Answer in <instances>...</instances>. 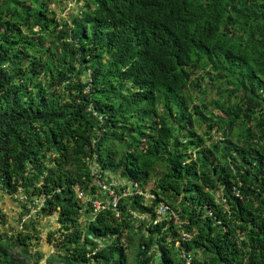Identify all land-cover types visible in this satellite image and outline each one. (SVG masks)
Instances as JSON below:
<instances>
[{
	"label": "trees",
	"instance_id": "obj_1",
	"mask_svg": "<svg viewBox=\"0 0 264 264\" xmlns=\"http://www.w3.org/2000/svg\"><path fill=\"white\" fill-rule=\"evenodd\" d=\"M78 1L58 18L54 0H0V193L43 199L37 215H57L47 264H128L125 231L138 240L134 264H183L181 250L192 264H264V201L254 206L264 193V0ZM237 7L238 46L222 50L214 39ZM214 127L231 140L209 141ZM99 168L141 183L156 175L155 200L122 198L144 220L94 212ZM200 182L222 186L231 213L203 187L194 201H205H179ZM160 201L190 224H154ZM31 224L0 230V264H27L8 249L31 257ZM183 227L197 229L193 242H178ZM102 234L112 239L99 248ZM34 255L40 264L45 253Z\"/></svg>",
	"mask_w": 264,
	"mask_h": 264
},
{
	"label": "clouds",
	"instance_id": "obj_2",
	"mask_svg": "<svg viewBox=\"0 0 264 264\" xmlns=\"http://www.w3.org/2000/svg\"><path fill=\"white\" fill-rule=\"evenodd\" d=\"M238 7L234 10H231L233 12V18L232 19L223 20L224 22H226L227 26L226 27H220V30L217 32L216 38L214 39V41L221 43V48L225 45L222 50H232L238 46V37L242 34V32L238 29L239 23H238L237 17L235 16L236 12L239 11ZM221 10H225V9L223 7H221ZM183 49H184V47H183ZM262 92H263V90H261V93ZM198 127L200 128L199 125H198ZM217 130L218 129L216 127H214L212 129V132H211L212 134L208 135L209 141H211L212 143L213 142L218 143L219 141H223L222 143H226L228 140H231V139H228L223 133L217 132ZM200 131L202 132V130H200ZM232 140H236V136H234L232 138ZM195 156H196V154H195V152H193V157H195ZM188 161H190V159ZM160 171H161V169L158 168L157 173H159ZM94 178L97 180V183L99 185H101V187L104 191V193L101 195V197H99L97 199H90L91 200L90 203L93 207L94 212H98V211H101L104 209L111 208L115 213L114 214L115 217L121 218V220L123 218H126L125 216H127V218L129 220L132 218H139V219L144 220L145 216L142 215L141 213H139V211H137L135 209H131L130 203L129 204L125 203L126 206L123 207L124 203L122 202V198L136 199V200L141 199V201H145V202H148L150 200L152 201V200L156 199V193L154 192V187L156 185V178H157L156 175L154 177V180L150 179L147 182L141 183L139 181L124 178L123 176L120 177V176H118L117 172L112 174V172L108 171V169L103 170V169L99 168L98 170L95 171ZM150 183H151V185H150ZM206 184L207 183H201L200 182L198 184V186L186 188L184 191L189 194V197L185 196L184 194L178 195L177 197L179 198V201L182 199H185V201H186L185 205H187V206H192L193 202H198L200 200L205 201V197L200 198L198 201H194V198L196 195L195 192L197 191V189L199 187H203V190L205 192L210 191L214 195L215 201L217 200V201L222 203L221 209H223L224 213H227V212L231 213L230 200L228 197L223 195V191H222L223 187L221 186L220 188L213 190V188L208 187ZM239 184L241 185L242 181H240ZM123 188H125V189H123ZM241 190L242 189H239L237 187V185H234V187L232 189L233 193L231 196L232 197H238L239 199H243V195L241 194V192H242ZM139 196H142V197H139ZM27 198H28L27 196H21V198H20L19 195H15L13 198L14 200H16V202L25 204L27 206V213L21 214L19 221H18L20 229L14 228L13 230L10 231L11 234H13L15 231H25L24 224L25 223H34L33 220L35 218L39 217L37 215L38 213L36 215L30 217L29 219H27L25 217L31 211V208L29 207L30 205H34L35 207H40V209H39V211H40L45 204V201L43 199H37V197H35L34 200H30V199L27 200ZM87 200L88 199H86V201ZM263 201H264V193L259 198H257V199L254 198V206H258ZM121 206L123 207V209L121 208ZM155 209L157 210L158 216L153 217L154 220L152 222L154 224H156L157 221L169 220V219L175 220V222L178 224H182V223L184 225L190 224V221L187 217L182 218V215L178 211L177 212L172 211L170 209V206L167 205L165 203V201H160L158 203V205H156ZM54 215L40 217V218H48V217L54 216L57 219V215L56 214H54ZM179 217L182 220H180ZM148 222H150L149 218H148ZM196 231H197V229H196ZM196 231H190V230L186 229L185 227H183V229L180 230L178 242H180V243L183 241L184 242H193L194 238L196 236ZM30 232L32 233L33 230ZM51 232L52 231H49L48 236H47V240H48L49 234ZM124 233H125V236L122 237L121 243H127L130 240L132 241V235L129 238L128 237L129 233L127 231H125ZM40 234H41V232L39 233V235ZM39 235H36V237L40 238ZM102 235L103 236L101 237V239L98 240L99 248L106 246L108 243L111 242V239H112L109 234H102ZM36 237H34L32 239V245H31V254L32 255H31V258L30 259L29 258H23V260L27 264H28V262H32L34 264V258H35L34 254L37 252V250H41L45 253V255L41 261L45 260L44 263L47 264V259L49 257L51 258L53 255L48 254L45 250H42V249L35 247L36 242H34V240H36ZM134 237L136 238V236H134ZM240 237H241V234H240ZM89 247H90V245H89ZM123 247H124L125 253H127V256H128L127 257L128 264H130L131 259H132V262L134 264V257H135L136 252L138 251V247H136V245L134 247V246H132V244H130L127 247H125L123 245ZM131 247L135 248V251H134L132 258H131V254H130V248ZM186 251L187 250H181L179 252L181 259H182V253L186 252ZM56 252H57V248H56ZM88 256L92 257L93 252L90 254L88 253ZM41 261H40V264H41ZM192 263H193V258H192ZM55 264H56V262H55ZM57 264H59V262ZM183 264H184V262H183Z\"/></svg>",
	"mask_w": 264,
	"mask_h": 264
},
{
	"label": "rangeland",
	"instance_id": "obj_3",
	"mask_svg": "<svg viewBox=\"0 0 264 264\" xmlns=\"http://www.w3.org/2000/svg\"><path fill=\"white\" fill-rule=\"evenodd\" d=\"M78 0H54L53 3L50 4L52 9L56 12L58 18H63V17H68L69 15L72 14H77V12L80 10V4L81 2H77ZM207 139H209V136H206ZM151 185V183H150ZM23 208L20 206L16 200H14L10 195L5 194L3 192L0 193V212L4 213L6 217L0 222V230L2 234H7L10 237L11 230L14 228H19V218L21 214L23 213ZM55 216V215H54ZM48 217V218H35L33 220L34 225L37 226V228L40 230V238L36 237V242L35 247L45 250L48 254L54 255L56 254V238H59V234L56 233V229L59 227V223L57 222L56 218ZM82 220L85 222L87 220V216L83 215ZM31 224V223H30ZM20 229V228H19ZM49 231H54L52 234L51 240L48 242L47 236ZM136 239L132 242L131 240L127 243H122L125 247L129 246L132 244V246L135 247L136 245ZM131 247L130 248V254L131 258L133 257L135 248ZM8 253L15 259L17 260H23V258H31L30 256H26L23 254L21 249L17 248H9ZM47 254V255H48ZM156 254L159 255L158 250H156ZM116 257L120 258L119 256V251L116 252ZM130 258V259H131ZM45 260L41 261V264L44 263ZM59 261H56V264ZM28 264H33L32 262H28ZM90 264H95V263H90ZM130 264H133L132 259L130 260Z\"/></svg>",
	"mask_w": 264,
	"mask_h": 264
},
{
	"label": "built area",
	"instance_id": "obj_4",
	"mask_svg": "<svg viewBox=\"0 0 264 264\" xmlns=\"http://www.w3.org/2000/svg\"><path fill=\"white\" fill-rule=\"evenodd\" d=\"M29 207L31 208V211L25 216L27 219L36 215L40 209V207H35L34 205H30ZM182 259L184 261V264L192 263V256L186 255L185 252L182 253Z\"/></svg>",
	"mask_w": 264,
	"mask_h": 264
},
{
	"label": "bare ground",
	"instance_id": "obj_5",
	"mask_svg": "<svg viewBox=\"0 0 264 264\" xmlns=\"http://www.w3.org/2000/svg\"><path fill=\"white\" fill-rule=\"evenodd\" d=\"M55 255V254H54Z\"/></svg>",
	"mask_w": 264,
	"mask_h": 264
}]
</instances>
